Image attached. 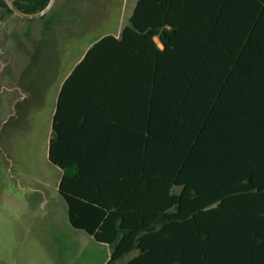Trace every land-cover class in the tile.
<instances>
[{"label":"trees","instance_id":"16d2710c","mask_svg":"<svg viewBox=\"0 0 264 264\" xmlns=\"http://www.w3.org/2000/svg\"><path fill=\"white\" fill-rule=\"evenodd\" d=\"M55 107L57 192L106 264H264V0H138Z\"/></svg>","mask_w":264,"mask_h":264},{"label":"rangeland","instance_id":"374dc122","mask_svg":"<svg viewBox=\"0 0 264 264\" xmlns=\"http://www.w3.org/2000/svg\"><path fill=\"white\" fill-rule=\"evenodd\" d=\"M67 2L69 7L74 4L73 10L61 13ZM134 2L56 0L53 10L59 11L61 25L69 23L72 31L66 34L64 27H57V54L54 59L51 48L48 62L39 60L43 70L37 89L20 95L15 80L9 86L12 90L0 88V264H106L110 248L68 224L57 192L61 171L48 160V143L59 85L103 33L119 35ZM20 27L15 16L1 15L0 47L8 37L4 44L8 49L12 29L17 35ZM28 63V58H20L8 71L17 76ZM1 73L0 85L6 81ZM126 260L127 256L115 264Z\"/></svg>","mask_w":264,"mask_h":264},{"label":"flooded vegetation","instance_id":"af4514ba","mask_svg":"<svg viewBox=\"0 0 264 264\" xmlns=\"http://www.w3.org/2000/svg\"><path fill=\"white\" fill-rule=\"evenodd\" d=\"M55 1L48 12L38 17L24 18L17 15L4 0H0V10H2L0 11V17L1 15L6 14L13 15L22 25V27H20L18 30L17 35H13L15 34V29H12V37H10L8 40L10 42L9 48L6 49L5 47L8 37L4 39L5 43H3V47H0V70L3 72V74L1 73L3 80H6L4 84L0 85L1 90H12V88H9V86H12V83H14L12 80H15L14 84H18L17 91L20 95H22V92L27 90L34 92L37 89L39 83V74L43 70L41 68L42 62L40 61H43L44 63L48 62L51 52H53V54H57V44L60 40V37L58 36L56 29L58 26H61V28L64 27L63 23V25H61L59 20L60 16L57 14L59 11L53 10ZM48 3L49 0L44 5V7H40V0H10V5L24 15H36L40 13ZM67 4L68 6H65L61 13L73 10L74 4L72 7H69V2H67ZM54 13H56V15ZM52 15H55L54 20L50 19ZM33 20H38V22L41 21L43 23H33L30 25L28 22ZM55 22L56 24H53ZM63 29L66 34L69 32V29L72 31L71 25L69 23L68 25H65ZM6 53L8 56H5ZM56 54H54V59ZM24 57L28 58V66L25 68L23 67L17 76H14L11 70L8 71V66L10 63L12 64L13 61L20 60V58Z\"/></svg>","mask_w":264,"mask_h":264},{"label":"crops","instance_id":"0c3cea01","mask_svg":"<svg viewBox=\"0 0 264 264\" xmlns=\"http://www.w3.org/2000/svg\"><path fill=\"white\" fill-rule=\"evenodd\" d=\"M137 1H138V0H135V2H134V4H133L134 6H133V8H132V10H131V13H129V18H130L131 14H132V11H133V9H134V7H135ZM127 24H128V22H127ZM127 24H126V25H127ZM121 27H122V28H120L121 30L119 29V31H120V32H119V35H120V33H121V31H122V29H123L124 26H121ZM102 35H103V36H106V35H112V34H108L107 32H105V33H103ZM119 35H115L114 37H119ZM103 36H102V37H103ZM112 36H113V35H112ZM154 42L156 43V45H157L158 48H160V49L163 48V46H162L160 40H159L157 37L154 38ZM78 62H79V61H78ZM73 68H74V67H73ZM72 70H73V69H72ZM72 70H71V71H72ZM69 74H70V73H69ZM69 74H68V75H69ZM68 75H67V76H68ZM67 76L64 78V80L67 78ZM64 80H63V81H64ZM63 81L61 82V84L59 85V88H58V90H57V94H56L55 99H54V100H55V102H54L55 104H56V99H57L58 92H59V90H60V87H61ZM55 104H54L53 113H52V121H53V116H54L55 108H56V107H55ZM52 121H51V127H52ZM51 129H52V128H51ZM51 131H52V130H51ZM50 136H51V132H50ZM50 136H49V139H50ZM58 169H59V168H58ZM60 171H61V170H60ZM135 255H136V253H135V254L131 253V254L127 255V260H129L130 258L134 257ZM125 257H126V256H125ZM125 257H124V258H125ZM127 260H126V262H127ZM126 262H125V263H126ZM125 263H124V264H125Z\"/></svg>","mask_w":264,"mask_h":264},{"label":"water","instance_id":"95a60500","mask_svg":"<svg viewBox=\"0 0 264 264\" xmlns=\"http://www.w3.org/2000/svg\"><path fill=\"white\" fill-rule=\"evenodd\" d=\"M9 6L10 8L19 16L21 17H24V18H34V17H38L46 12H48V10L51 8V6L53 5L54 1L55 0H49V3L47 4V6L38 14L36 15H24L22 13H20L18 10H16L15 8H13L11 5H10V0H4Z\"/></svg>","mask_w":264,"mask_h":264}]
</instances>
